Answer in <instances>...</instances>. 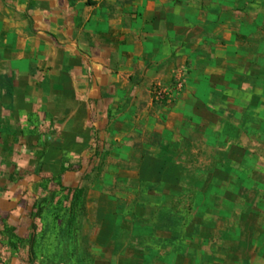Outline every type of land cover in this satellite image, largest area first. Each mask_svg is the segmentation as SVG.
<instances>
[{
	"label": "crops",
	"instance_id": "obj_1",
	"mask_svg": "<svg viewBox=\"0 0 264 264\" xmlns=\"http://www.w3.org/2000/svg\"><path fill=\"white\" fill-rule=\"evenodd\" d=\"M177 70L184 90L157 101L154 88L172 84ZM104 144L103 168L120 186L96 206L108 234L130 203L149 218L196 186L220 187L225 203L264 202V0H0V218L27 230L34 202L23 193L42 178L35 154H95ZM212 152L226 157L206 160ZM78 176L53 181L77 187ZM244 187L255 190L251 199ZM217 214L227 222L226 209ZM2 230L0 264H20ZM248 230L239 221L236 231Z\"/></svg>",
	"mask_w": 264,
	"mask_h": 264
},
{
	"label": "rangeland",
	"instance_id": "obj_2",
	"mask_svg": "<svg viewBox=\"0 0 264 264\" xmlns=\"http://www.w3.org/2000/svg\"><path fill=\"white\" fill-rule=\"evenodd\" d=\"M157 87L153 91L155 99L168 101L167 98L156 97ZM37 140L44 142V138ZM103 141L107 143V139ZM43 142L40 144L43 145ZM34 156L30 163L41 166L38 175L42 178L40 182H35L33 189L23 193L25 196L29 194V199L34 202L31 210L29 205L25 209L29 217L27 230L19 234L13 227V218H0L2 241L11 247L12 254L19 258L20 264H147L146 258L155 261L168 254L180 259H191L193 256L202 258L206 255L205 264H264L262 201L225 203L219 201V195L216 194L220 187L196 186L192 188L195 192L183 199L169 202L164 208L148 211L152 215L149 218L143 217L146 209L142 203H130L129 210L121 212L122 218L111 222V233L108 234L104 232L108 229L107 216L96 210L99 199L107 198L120 187L118 180H109L115 171L103 168L109 161L108 147L104 144L95 154L51 152ZM204 156L211 161H222L226 157L224 153L214 152ZM24 157L27 158V155L21 158ZM198 158H203V155ZM84 160L88 161V166L82 171ZM66 172H72L73 175L81 173L78 176L79 183L86 186L85 215L75 223L68 222L70 202L59 185L61 181H53ZM209 172L212 175L220 173L215 170ZM229 173L236 177L234 171ZM18 174L23 176L24 171L20 170ZM110 174L111 177L108 176ZM261 176H264V172ZM244 188V197L251 199L255 190L252 192L249 187ZM4 189L8 190L7 184ZM209 190L212 195L201 193ZM235 191L236 187L229 186L228 197L235 198ZM53 193L57 199H61L59 203L52 198ZM220 209L228 212L227 222L218 217ZM240 210L244 211L245 216L235 218V212ZM242 220H245L248 231L254 230L252 233L236 231L237 224ZM224 224L228 226L227 234L217 230L218 226ZM188 242L193 249L188 250Z\"/></svg>",
	"mask_w": 264,
	"mask_h": 264
},
{
	"label": "trees",
	"instance_id": "obj_3",
	"mask_svg": "<svg viewBox=\"0 0 264 264\" xmlns=\"http://www.w3.org/2000/svg\"><path fill=\"white\" fill-rule=\"evenodd\" d=\"M62 191L67 194V198L70 202L69 205V219L68 222L75 223L81 216L85 215V196H86V186L79 185L77 187H66L59 183ZM52 198L57 200L59 203L61 199H57V195L53 193Z\"/></svg>",
	"mask_w": 264,
	"mask_h": 264
},
{
	"label": "built area",
	"instance_id": "obj_4",
	"mask_svg": "<svg viewBox=\"0 0 264 264\" xmlns=\"http://www.w3.org/2000/svg\"><path fill=\"white\" fill-rule=\"evenodd\" d=\"M186 73L184 70H177L172 84L168 86L159 85L156 88V97L158 99L167 98L168 101L175 100L184 90L186 85Z\"/></svg>",
	"mask_w": 264,
	"mask_h": 264
}]
</instances>
